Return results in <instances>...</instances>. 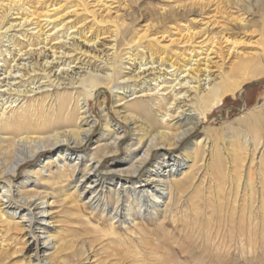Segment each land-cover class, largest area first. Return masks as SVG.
<instances>
[{"label": "bare ground", "instance_id": "obj_1", "mask_svg": "<svg viewBox=\"0 0 264 264\" xmlns=\"http://www.w3.org/2000/svg\"><path fill=\"white\" fill-rule=\"evenodd\" d=\"M6 2L2 10L7 9L10 17H20L13 19L6 31L21 25L24 29L35 26L32 30H39L29 40L27 36L24 43L17 40L14 47H45L34 50L35 54L27 50L22 54L15 48L22 54L17 63L16 56L12 59L16 65L12 68L8 60L0 65L6 69L3 74V70L0 72V264H10L17 255L22 256L23 264H128V260L133 264H166L156 247L170 236L165 230L168 219L172 218L175 225L180 221L171 207L177 196L186 194L184 178L196 177L194 168L200 157L206 162L209 175L214 158H226L227 178L237 197L241 190L242 194L247 189L252 191L251 172L257 168L259 208L264 211V140L255 130L264 124V104L237 120L238 132L223 139L221 146L208 129L203 137L196 136L202 120L208 121L215 108L229 96L241 94L245 83L264 77V58L249 62L240 59L229 72L207 85L203 84L206 71L200 68L199 61L194 69L189 68L193 61L183 58L185 54L170 56L153 41L131 36L130 28H125L121 34L110 33V38L117 37L112 50L103 57H94L107 65L104 77L86 71L83 77H71L66 83L67 79L58 75L61 68H65L63 75L69 76L71 69L75 71L84 65L86 59L58 58L65 45L55 47L53 42L60 37L54 38L51 33L56 29L68 33L77 29L80 22L70 25L64 15H50V11L46 16H40L38 10L20 14L31 0ZM236 4L237 21L246 31L252 27L249 17L256 15L257 10L251 0ZM258 10L264 16V2ZM4 27L0 25V39L5 37ZM97 30H77V35L85 46L95 47L102 38ZM93 31L94 35L87 39ZM231 35L229 29L218 33L227 41ZM261 36L260 46L264 50V33ZM233 44L239 46L234 40ZM141 48L147 53L140 54ZM53 49L56 51L49 61L46 54ZM29 55H36L30 59L36 62L33 67L21 62ZM127 56V64L135 63L136 72L139 71L135 72V80L142 83L153 77L151 82L158 87L148 92L155 91L154 95L160 96L161 92L171 90L169 95L162 94V101L157 104L159 98L150 100L143 90L137 93L135 89L133 99L125 91L114 93ZM175 57L188 64L174 61ZM91 61L92 58L88 63ZM73 64L77 66L72 67ZM148 64L158 66L140 72ZM38 71L46 73L40 80L49 79L50 84L44 87H54L53 92H41L43 86L35 88L40 81ZM187 71L188 76L182 77ZM148 72L151 74L145 76ZM173 72L175 79L168 83L167 76ZM190 78L196 80L197 87H191ZM18 80L21 82L17 83ZM28 81L27 89H21L19 84ZM112 92L115 102L109 108L108 93ZM190 93L195 97L188 102ZM92 101L101 110L99 120L93 115ZM187 103L192 107L188 109ZM157 113H162L161 119ZM180 147L184 151L176 154L174 151ZM31 162L36 163L23 169ZM193 182L191 187H195ZM150 221L155 224L154 229L149 228ZM175 264H179L177 259Z\"/></svg>", "mask_w": 264, "mask_h": 264}, {"label": "rangeland", "instance_id": "obj_2", "mask_svg": "<svg viewBox=\"0 0 264 264\" xmlns=\"http://www.w3.org/2000/svg\"><path fill=\"white\" fill-rule=\"evenodd\" d=\"M237 1L242 2V0H31L30 6L26 7L25 12L21 11L20 14L25 15L29 10L32 13L34 10H38L40 16H46L47 11H50V15L55 13H60L61 16L64 15L66 22L70 25L80 22L77 29H72L68 33L64 29L61 33L60 29H56L53 31L54 33H51L54 38H57V35L58 38L60 37L58 42L57 40L53 42L54 45H57L55 47L59 48L58 46L65 45V48L59 50L58 58L65 59L64 61L76 58L86 59V62L83 63L84 65H79L75 71L71 69L72 73L69 76L67 74L63 75L62 69L65 68H61L58 75L67 79L66 83H69L71 77H76L77 79L83 77L86 75V71L101 78L104 77V73L108 69L107 65L104 62H97L94 57L100 54L103 57L105 53L112 50L113 45L116 44L117 37L110 38V33L118 31L121 34L125 28H130L131 36L146 37L153 41V44L158 46V48L165 50L170 56H174L173 53H177V55L185 54L183 58L186 57L187 61H193L192 66L189 68L194 69L196 67L195 64H197L196 61H199L200 68L206 71L204 72L206 82H203V84L208 85L219 79L223 73L229 72L233 64L240 62V59L249 62L253 59L264 58V50L260 46L262 43L261 34L264 33V16L258 10L264 0L260 1L259 4L257 3L259 0H251L257 10V14L249 17L248 21L252 27L246 31L241 29L237 21L239 16L236 10ZM2 4H7L6 0H1L0 11L3 8ZM32 6L31 10L30 7ZM75 11L78 12L74 13ZM17 17L20 18L17 15L10 17V12L7 9L2 10V13H0L1 28L5 26L4 30H2L5 37L0 39L1 66L5 60H8L13 68L17 60L20 59V55L25 54L26 50L35 54L34 50L45 47V45L28 47L27 49L21 45L17 48L14 47L17 45V40L20 39L24 43L27 41V39L25 40L27 36H29V40L31 35H35L39 31L32 30L35 26L24 29L25 27L22 25L6 31L11 26L12 21H14L13 19ZM8 22L9 25H7ZM99 22L102 23L101 26L98 24ZM17 23L19 24L20 21ZM52 27H49L47 31L51 30ZM91 27L98 28L97 32L102 34V38L95 47H93V44L85 46L82 43L83 40L77 35V30L91 29ZM226 29L232 32L230 41H227V38L224 39V37L218 36L220 31ZM26 31L28 32L26 33ZM92 35H94V31L93 34L87 36V39H90ZM233 40L237 41L239 46L235 47ZM148 45H150L149 42ZM15 48L18 51H23L22 54H18ZM49 48L50 46L47 49ZM55 51V49L50 52L47 51L46 57L49 61L53 59L51 54H54ZM138 52L140 54L147 53L144 48H141ZM15 56L16 63H13L12 59ZM32 56L36 58V55ZM32 56L24 57L23 59L25 60L21 62L33 67L36 62H34V59L30 60ZM90 58H92V61L88 63ZM127 58L129 56L126 57V60L124 59L121 65L122 73L113 89L114 93H123L125 91L127 96H132L135 89L137 93L143 90L146 91V98L153 101L159 98V101L156 102L157 104L162 101V94H165V97L167 94L169 95L171 90L169 92H161L160 96H155V91L148 92L149 89L158 87L157 83L151 82L153 77L147 79V82L142 81V83L141 80H135L134 75L139 71L136 72L135 63L127 64ZM175 60H180L182 64H188L178 57H175ZM86 63L88 64L85 65ZM137 63L140 64V61ZM76 66V64L72 65V67ZM155 66L157 67L158 65ZM155 66L148 64L140 72L149 71L150 68L153 69ZM2 70L1 74L6 70L5 67H1L0 72ZM151 72H148L145 76H149ZM37 73L39 74V80L41 77H46V73H42V71ZM175 74L173 72L170 76H167L168 83L175 79V76H172ZM188 74L189 72L187 71L182 77H187ZM52 77L54 81L56 79L54 74ZM132 77L134 80L131 79ZM208 77L210 81L206 79ZM0 79H3V77L0 76ZM29 81L27 84L26 82L19 84L22 86L21 89H27L25 87H28ZM19 82L21 81L18 80L17 83ZM192 82L191 87H197L196 80H191ZM49 84V79H42L36 87L34 85L32 87H44ZM135 84H138L139 88L134 87ZM167 86L171 87V84ZM54 89V87H44L40 91L50 90L53 92ZM190 94L191 97L188 102L195 97L194 94ZM133 98V96L130 97V99ZM114 100L113 92L108 93L109 108H113ZM187 104L189 105L188 109L192 107L191 103ZM263 104L264 77L245 83L241 94L229 96L219 106L220 108H215L208 121L202 120L200 130L196 136L203 137L205 135L204 130L208 129L213 132L212 139H218L217 145L221 146L223 139L228 140L232 138V133L238 132L239 128L236 121ZM159 108L158 110H160ZM174 108L173 106L171 110L174 111ZM91 109L94 112V117L96 116L99 120L101 110L96 101H92ZM157 114L161 119L162 113ZM175 117H179L178 112L175 113ZM255 130L259 131L264 140V124L262 123L261 126L255 127ZM180 148L174 152L182 154L184 147ZM85 149L86 147H83L81 150L84 151ZM223 158L221 157L220 160L219 155L214 158L209 175L205 170L206 162L200 157L194 168L196 177L194 179L193 175L187 179L183 177L182 186L186 190V194L183 197L177 196L175 199L176 203L171 207L175 213L179 214L178 217L180 219H177L180 221L175 225L172 218L168 219L169 222L167 221L165 230L167 229L170 236L166 239L167 241H164V246L162 244V246L156 247V249L159 247L156 250L158 255H164L166 264H175L176 259L179 264H264V211L259 208L260 187L257 180V168L253 169L252 172L250 171L253 178V183H250L252 191L250 192L247 189L242 194L241 190L239 197H237L236 189L230 183V179L227 178L226 158ZM35 163L31 162L24 166L23 169L29 168ZM193 181H195V187H191L194 184ZM153 224L150 221L149 228L154 229L155 224ZM159 234L162 237V232H159ZM172 236H175L176 239ZM170 240L173 241L171 242ZM144 251L146 253L151 252L149 250ZM10 261V264H23L21 255H17ZM126 263L133 264L132 260H128Z\"/></svg>", "mask_w": 264, "mask_h": 264}]
</instances>
